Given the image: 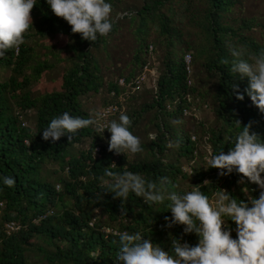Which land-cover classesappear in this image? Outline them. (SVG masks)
<instances>
[{"label":"trees","instance_id":"1","mask_svg":"<svg viewBox=\"0 0 264 264\" xmlns=\"http://www.w3.org/2000/svg\"><path fill=\"white\" fill-rule=\"evenodd\" d=\"M106 2L112 6V31L90 42L73 34L67 22L52 13L46 0H36L31 12L36 22L25 34V43L0 58V68L12 73L0 81V264H31V254L41 255L48 264H118L119 245L112 241L118 240L113 233L122 231H138L165 251L171 247L169 233L177 239L182 237L181 243H198L194 233L183 234L182 225L165 227L164 218H171L167 200L149 206L143 198L130 193L125 202L127 215L121 216L122 202L113 199L111 193L103 195L107 186L101 178L108 179L104 168L109 166L116 173L131 171L157 183L159 178L167 177L172 182L169 189L179 193L191 190L181 189L180 181H192L191 186H201V191L210 197L218 189L244 202L248 195L259 196L256 191L251 192L255 184L246 179L241 184L242 177L235 171L220 176L219 169L209 168L206 157L209 146L213 154L222 149L227 153L236 135L249 124L250 132L264 139V114L245 93L248 79L232 73L231 63H220L222 59L231 61L232 47H243L257 55L264 52V22L243 14V0H141L135 9H121L129 3L125 0ZM125 21L134 27L137 47L132 71L120 78L132 84L148 63L154 73L148 74L149 82L137 91L110 82L109 100L103 108L115 102L110 97L113 90L118 95L127 93V99L120 102V111L111 120L124 113L125 105L142 91L153 95L151 103L144 104L132 116L127 115L132 121L129 130L133 132L144 115L155 111L158 133L145 146L147 155L131 161L126 154L109 152L108 141L95 126L78 130L71 142L67 135L55 143L44 141L42 131L52 118L64 112L73 117H90L80 99L99 94L106 86L96 53L119 33L120 24ZM256 28L259 32H255ZM34 34L65 39L69 60L59 90L37 97L30 91L31 85L53 65L37 60L35 50L28 44ZM150 46L154 47L151 53ZM158 47L164 48L161 63L155 58ZM188 53L193 57L190 73L184 60ZM202 73L215 79L207 90L202 88L205 80H199ZM237 94H243L244 99L238 100ZM32 111L36 119L30 129L23 124ZM204 112L216 117L214 126L202 118ZM169 120L176 122L171 124ZM237 120L241 128L236 126ZM189 122L197 126L193 131L188 130ZM88 139L92 140L90 148L70 157L71 150ZM97 146L102 150L99 159L93 155ZM52 163L68 174L67 179L58 180L63 185L61 191L56 190L58 184L52 183L46 170ZM5 176L15 178L14 187L3 185ZM204 181L210 183L203 185ZM96 212L105 221L99 222ZM8 222L17 223L20 230L8 235ZM226 227L235 239V223L226 221ZM107 229L111 232L106 233Z\"/></svg>","mask_w":264,"mask_h":264},{"label":"clouds","instance_id":"2","mask_svg":"<svg viewBox=\"0 0 264 264\" xmlns=\"http://www.w3.org/2000/svg\"><path fill=\"white\" fill-rule=\"evenodd\" d=\"M52 13L67 22L73 34H79L83 40L95 42L98 35L107 36L113 28L111 16L112 6L106 0H46ZM36 0H0V58L10 49L18 50L25 43V34L32 27L31 12ZM231 61L222 59L221 64L231 63V72L242 79H248L245 93L260 113L264 114V52L249 53L245 48H230ZM185 62L191 60V53L184 56ZM117 82V81H116ZM238 92V89L236 90ZM243 100V94H237ZM102 110V109H101ZM100 110V111H101ZM100 112L90 114L89 118L73 117L64 112L52 118L42 131L43 140L59 141L67 135L71 142L78 130L95 126L97 132L111 134L108 140V151L120 154H136L142 151L140 139L129 129L131 119L124 113L118 120L112 119L101 123ZM241 128L240 121L235 122ZM26 126V123L23 124ZM251 124L244 126L227 153L222 149L213 154L209 146L206 157L209 168L219 169L224 176L235 171L260 189L258 198L248 195L247 202L233 198L226 190L214 192L212 196L201 191V186H191V190L179 193L169 189L171 181L167 177L159 178V182L147 180L141 174L124 171L122 174L104 168L101 178L113 199H119L121 216L127 215L125 202L129 194L143 198L145 204H163L169 201L167 208L171 218L165 217V227L183 226V234H195L199 239L194 246L181 243L182 237H169L171 247L165 251L160 245L145 239L140 232L128 231L113 233L119 245L118 264H264V139L250 132ZM107 130L106 132H104ZM196 139L195 136L192 137ZM28 143V142H27ZM100 147V146H99ZM112 166H116L114 163ZM69 172V168H66ZM3 185L12 188L16 181L12 176L2 179ZM204 181L203 185L209 184ZM59 186V188H58ZM61 189L60 185L56 186ZM245 193L248 190L244 189ZM102 196L97 199L101 200ZM52 214V213H50ZM226 221L236 225V238L233 239L231 229Z\"/></svg>","mask_w":264,"mask_h":264},{"label":"rangeland","instance_id":"3","mask_svg":"<svg viewBox=\"0 0 264 264\" xmlns=\"http://www.w3.org/2000/svg\"><path fill=\"white\" fill-rule=\"evenodd\" d=\"M129 2L128 5L121 6V9L125 7L132 6L135 9L134 5L140 6L141 0H125ZM124 6V7H123ZM237 9V8H236ZM235 9V10H236ZM242 9H244V13L246 16H255L258 17L260 21L264 22V0H243ZM120 12V11H118ZM116 13L117 18L120 16L119 13ZM114 15V14H113ZM33 23L36 22V19L32 18ZM134 27L131 26L129 22H122L120 24L119 33L108 41L106 47L101 48L97 53V59L100 62V66L102 67V75L106 86L100 91L99 94H92L87 97L81 98L80 102L82 103L84 109L89 114H94L99 112L104 106L105 101L109 100L107 85L110 82H116L123 75L127 76L132 71L133 66V54L134 50L137 47L136 40L133 34ZM195 30V29H194ZM255 32H259V29L256 28ZM264 41V40H262ZM65 42L66 40L62 37H41L40 35H35L31 39L28 44L33 47L35 53L37 55V60L44 62L47 61L49 64L53 65V68L49 71L45 72L41 79L38 82H34L31 85L30 91L32 92L34 97L41 96L47 93H51L59 90L63 75L65 73V69L69 64L68 60V52L65 50ZM159 48V54L155 55V58L160 61L163 57L164 48ZM135 70H133L134 72ZM11 70L1 69L0 68V81H5L11 76ZM205 80V84H203V89H209L215 79H209L206 73H202L199 76V80ZM152 94L148 90L142 91L139 95H137L132 101H129L125 105L124 114L131 115L134 111L139 110L144 104L151 103ZM208 98V97H207ZM132 116V115H131ZM203 119L208 120L210 126H214V122L216 117L211 112H204L201 115ZM27 118V119H26ZM119 118V117H118ZM117 118V120H118ZM36 114L35 112H31L25 117L24 121L27 123V128L33 129L35 126ZM159 122V121H158ZM171 124L175 123L176 120H169ZM156 120H155V111H151L143 116L138 121V125L135 127L132 132L134 135L139 137L140 146L142 151L136 154L126 153V155L130 158L131 161L143 159L147 155V151L145 150V146L157 135L156 128ZM188 130L193 131V127H197L195 123L189 122L187 123ZM177 134L180 135L182 133L181 128L177 129ZM111 134L109 132L104 134L105 141L110 139ZM91 139L85 140L81 145L76 146L71 150L70 157L79 156L81 151H86L91 146ZM46 170L51 175V181L53 184H58L61 186V190H63V185L58 180L60 178L67 179L68 174L59 167L58 164H48ZM192 182V181H191ZM180 181L179 187L183 190L189 189L191 187V183ZM57 190V188H56ZM60 190V191H61ZM97 220L99 222L105 221L100 213L96 212ZM109 230V229H107ZM106 233H108L106 231ZM30 263L31 264H48V261L45 260L39 254H31L30 255Z\"/></svg>","mask_w":264,"mask_h":264},{"label":"built area","instance_id":"4","mask_svg":"<svg viewBox=\"0 0 264 264\" xmlns=\"http://www.w3.org/2000/svg\"><path fill=\"white\" fill-rule=\"evenodd\" d=\"M149 50H150V53H151L152 51H154V47L150 46ZM192 60H193V57H192V54H191V60L189 62H185L186 65H187V70H188L189 73L191 72ZM149 73L153 74L154 72L150 69V64L148 63L144 67L143 73L141 74V76H139L137 79H135L132 84L129 85V83H127L126 79H124V78L118 79V81L116 83L121 88L122 87H126V86H131V89L134 90V91L141 90L142 87L144 86V84L149 82V78H148V74ZM189 84L191 85V81H189ZM126 94L127 93H123V94H119L118 95V93L116 91H114V90L111 91L110 97L114 98L115 102H111L107 107L103 108L100 111V113L103 116V119L101 120V123H105L106 121L111 120V118L120 111V102H123V101H125L127 99V95ZM184 113H185V115L189 114L187 110H185ZM106 131L107 130H105L104 132H106ZM99 133H102V132H99ZM195 140H193V141H195ZM93 155H94L95 158H98V159L101 158L102 157L101 147L97 146L94 149ZM262 178H263V176H262ZM58 188H59V186H58ZM252 191H254V192L256 191V192L259 193L260 189L256 185V187H252L251 188V192ZM91 225H92V223H91ZM19 230H20V227L17 225V223H15V222L6 223L5 231H6V233L8 235H10V234H12V233H14L16 231H19ZM107 232L110 233L111 231L107 230Z\"/></svg>","mask_w":264,"mask_h":264}]
</instances>
